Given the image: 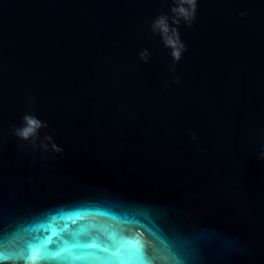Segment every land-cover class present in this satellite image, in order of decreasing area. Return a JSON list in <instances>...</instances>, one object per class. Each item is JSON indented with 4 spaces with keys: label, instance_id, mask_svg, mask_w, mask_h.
<instances>
[{
    "label": "water",
    "instance_id": "obj_1",
    "mask_svg": "<svg viewBox=\"0 0 264 264\" xmlns=\"http://www.w3.org/2000/svg\"><path fill=\"white\" fill-rule=\"evenodd\" d=\"M173 3L0 0V264H264V0H197L174 71Z\"/></svg>",
    "mask_w": 264,
    "mask_h": 264
},
{
    "label": "clouds",
    "instance_id": "obj_2",
    "mask_svg": "<svg viewBox=\"0 0 264 264\" xmlns=\"http://www.w3.org/2000/svg\"><path fill=\"white\" fill-rule=\"evenodd\" d=\"M197 6V0H174L173 6L170 9L171 16L161 14L150 25L153 33L161 36L164 46L171 49L170 55L172 56L173 63L170 68L173 71L175 70L176 64L182 59V53L187 50L185 43L180 38L179 26L182 23L191 26L195 22ZM244 14L241 13V15ZM139 55L141 60L147 62V49L143 50ZM174 80L176 83H179V77H175ZM23 119L24 125L15 128V134L25 140L30 137L34 138L37 129L41 127V122L31 115H25ZM47 139L51 138L47 137ZM193 139H195V134H193ZM53 147L55 148L56 146L53 144ZM175 261L176 264H180V258L178 256L175 257ZM36 264H39V260L36 261Z\"/></svg>",
    "mask_w": 264,
    "mask_h": 264
},
{
    "label": "snow or ice",
    "instance_id": "obj_3",
    "mask_svg": "<svg viewBox=\"0 0 264 264\" xmlns=\"http://www.w3.org/2000/svg\"><path fill=\"white\" fill-rule=\"evenodd\" d=\"M30 251V250H29ZM31 258H32V260H33V262H34V264H35V261H37L38 259H40L41 257H40V253H39V251H37L35 254H33L32 256H31Z\"/></svg>",
    "mask_w": 264,
    "mask_h": 264
}]
</instances>
